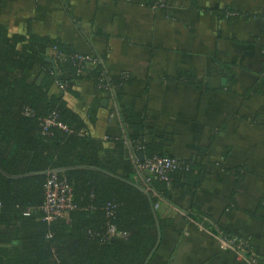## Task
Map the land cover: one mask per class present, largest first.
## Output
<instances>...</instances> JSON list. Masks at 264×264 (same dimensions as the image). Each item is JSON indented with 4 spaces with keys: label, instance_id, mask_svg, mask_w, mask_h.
<instances>
[{
    "label": "crops",
    "instance_id": "obj_1",
    "mask_svg": "<svg viewBox=\"0 0 264 264\" xmlns=\"http://www.w3.org/2000/svg\"><path fill=\"white\" fill-rule=\"evenodd\" d=\"M0 23L11 38L58 39L111 77L127 73L119 100L90 80L66 95L106 147L125 139L136 162L130 135L143 126L189 164L160 198L166 222L146 264H253L224 245L231 236L264 264V0H0ZM36 44L54 65L58 50Z\"/></svg>",
    "mask_w": 264,
    "mask_h": 264
},
{
    "label": "trees",
    "instance_id": "obj_2",
    "mask_svg": "<svg viewBox=\"0 0 264 264\" xmlns=\"http://www.w3.org/2000/svg\"><path fill=\"white\" fill-rule=\"evenodd\" d=\"M156 1L146 4L153 8ZM36 42L56 48L66 59L53 65ZM75 53L51 37L11 38L0 23V264H146L159 244L166 220L156 208L162 196L168 197L169 184L158 178L147 183L127 154L125 139H111L113 146L106 147L70 107L66 95L78 97L73 88L79 82L93 81L104 92L101 84L120 81L101 65L80 73L70 57ZM35 65L41 68L31 78ZM56 80L66 87L59 88ZM52 117L67 128H45L44 120ZM138 129L139 136L130 135L135 160L172 156L163 142L145 139L143 126ZM57 170L73 187L77 209L48 223L41 206L48 175ZM110 226L127 236H110Z\"/></svg>",
    "mask_w": 264,
    "mask_h": 264
},
{
    "label": "built area",
    "instance_id": "obj_3",
    "mask_svg": "<svg viewBox=\"0 0 264 264\" xmlns=\"http://www.w3.org/2000/svg\"><path fill=\"white\" fill-rule=\"evenodd\" d=\"M166 0H157L153 4V8L166 7ZM71 59L76 62L78 71L82 74H87L88 71L96 64V61L90 55H84L82 53L76 52L70 56ZM66 59L64 53L56 52L54 55V62L63 61ZM95 63V64H94ZM56 64V63H55ZM57 70V66H56ZM58 73V72H57ZM89 74V73H88ZM69 76V73H66ZM128 78L127 73L122 74L119 82H114L110 78L108 83L101 84L100 89L107 95H111L115 100L117 99V93L124 85L125 80ZM59 88L64 89L66 86L60 80L56 81ZM52 125H58L62 128H67L60 122H57L55 117L47 118L44 120L45 128ZM137 169L139 175L144 177V180L149 183L153 178H158L161 181H165L167 184L172 182V175L182 168H189L187 164L181 162L172 156H153L151 158L145 159L142 163L136 160ZM77 209V205L74 203V192L73 187L64 177H60L58 173L50 172L48 179L45 183V201L41 206L43 212L42 219L48 223H52L57 219L68 218L69 214ZM110 236H127L126 232L117 231L116 227L110 226L109 228ZM225 246L235 247L239 253H245L253 264L257 263V256L254 252L249 250V241L244 240L238 236L226 237L224 241Z\"/></svg>",
    "mask_w": 264,
    "mask_h": 264
},
{
    "label": "water",
    "instance_id": "obj_4",
    "mask_svg": "<svg viewBox=\"0 0 264 264\" xmlns=\"http://www.w3.org/2000/svg\"><path fill=\"white\" fill-rule=\"evenodd\" d=\"M140 158H141V160H143L144 159V154L143 153H140L139 155H138ZM63 170H57V171H54L55 173H60V172H62Z\"/></svg>",
    "mask_w": 264,
    "mask_h": 264
},
{
    "label": "flooded vegetation",
    "instance_id": "obj_5",
    "mask_svg": "<svg viewBox=\"0 0 264 264\" xmlns=\"http://www.w3.org/2000/svg\"><path fill=\"white\" fill-rule=\"evenodd\" d=\"M57 81V80H56Z\"/></svg>",
    "mask_w": 264,
    "mask_h": 264
}]
</instances>
